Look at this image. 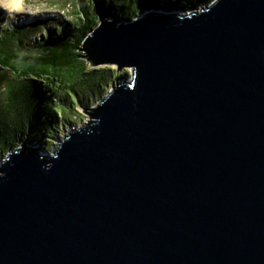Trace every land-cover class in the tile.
<instances>
[{
  "label": "water",
  "instance_id": "obj_1",
  "mask_svg": "<svg viewBox=\"0 0 264 264\" xmlns=\"http://www.w3.org/2000/svg\"><path fill=\"white\" fill-rule=\"evenodd\" d=\"M149 1L88 40L134 69L90 124L1 161L0 264H264V0Z\"/></svg>",
  "mask_w": 264,
  "mask_h": 264
},
{
  "label": "trees",
  "instance_id": "obj_2",
  "mask_svg": "<svg viewBox=\"0 0 264 264\" xmlns=\"http://www.w3.org/2000/svg\"><path fill=\"white\" fill-rule=\"evenodd\" d=\"M170 6L176 0H164ZM202 1V0H200ZM214 0H179L187 3L184 10H196ZM190 4V5H189ZM71 13L74 21H64L58 29L43 27L39 21L32 27L14 25L0 34V68L11 72L20 85L7 90L5 103L0 107V162L21 146L27 137L41 142L54 130L55 117L48 93H65L73 103L98 101L108 93L110 83L123 78L119 69L97 67L90 58L88 40L103 18L110 21H133L150 6L148 0H74ZM44 28L40 38L39 28ZM1 29V27H0ZM44 84L45 91L41 88ZM56 93V94H57ZM68 99V98H67ZM74 103V104H75ZM55 108L64 110L65 122H72L79 113L63 101Z\"/></svg>",
  "mask_w": 264,
  "mask_h": 264
},
{
  "label": "rangeland",
  "instance_id": "obj_3",
  "mask_svg": "<svg viewBox=\"0 0 264 264\" xmlns=\"http://www.w3.org/2000/svg\"><path fill=\"white\" fill-rule=\"evenodd\" d=\"M16 1V2H15ZM179 1V0H178ZM184 1V0H183ZM218 0L212 1L210 4L217 2ZM21 2L24 7V13H20L16 11V3ZM200 3L201 1L198 0ZM74 0H0V34L2 29L9 28L14 25L15 28L18 27H32L37 22L42 21L48 24L44 25L43 27H48V29H60L64 21L72 22L74 21V16L71 13L74 10V6L72 5ZM164 3V2H162ZM187 4L185 2H181L180 4ZM166 4V3H164ZM190 5V4H189ZM200 7L198 8V10ZM151 12V11H150ZM166 14L167 12H163ZM171 13V11L169 12ZM148 13L144 12L141 18L147 16ZM173 14V13H172ZM184 14V13H182ZM39 28L36 31L37 35L33 38H40L45 32L44 28ZM33 28V27H32ZM97 67H112L115 69H119L117 65H103ZM119 72L124 75L123 77H127V79H131L134 74L133 68H124L119 70ZM123 78L118 80H114L110 83V88L108 93L103 97L104 100L107 96H109L113 92L114 85H117L119 82H122ZM20 85L19 82L15 79V76L8 71L3 70L0 68V107L5 103L7 98V90L14 89ZM41 88L44 89V84H41ZM48 93L50 98L52 99V112L50 116L55 117V121H53L54 130L53 132L44 139L42 142L40 140H33L31 141L29 137L26 138L25 141L30 140V146L35 145L36 147H40V151L42 154L55 156L58 150L61 148L62 143L66 140V138L75 131H78L93 120L91 114L94 112V109L98 108L101 100L98 101H86L85 98L82 97L83 101L80 104L73 103V99L68 97L65 93ZM68 98V99H67ZM63 101L67 103L68 106L73 107L77 113H79V117H75L72 122H65L64 117L66 116L65 112L61 108H55L57 105H60ZM22 144V143H21ZM22 144L19 148H23ZM1 166V162H0Z\"/></svg>",
  "mask_w": 264,
  "mask_h": 264
},
{
  "label": "bare ground",
  "instance_id": "obj_4",
  "mask_svg": "<svg viewBox=\"0 0 264 264\" xmlns=\"http://www.w3.org/2000/svg\"><path fill=\"white\" fill-rule=\"evenodd\" d=\"M16 2V1H15ZM15 6H16V11H18V12H20V13H24V11L26 10L25 9V7H24V5L21 3V2H19V3H16L15 4Z\"/></svg>",
  "mask_w": 264,
  "mask_h": 264
}]
</instances>
